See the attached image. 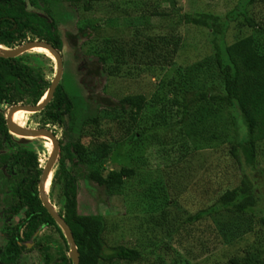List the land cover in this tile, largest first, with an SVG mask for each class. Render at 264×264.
Instances as JSON below:
<instances>
[{
    "label": "rangeland",
    "instance_id": "374dc122",
    "mask_svg": "<svg viewBox=\"0 0 264 264\" xmlns=\"http://www.w3.org/2000/svg\"><path fill=\"white\" fill-rule=\"evenodd\" d=\"M26 3L28 10L53 22L62 39L59 83L71 99L72 109L65 116L66 133L56 129L57 138L73 141L80 133L84 147L101 144L106 156L104 175L122 167L134 170L132 176L124 178L120 191L107 198L102 188L92 183L88 187L75 171L78 214L101 215L106 245L123 244L140 253L134 262L102 264H232L233 257L239 264H257L264 256V230L258 221L264 215V175L245 168L232 156L231 137L208 142L192 139L182 124L184 87L188 89L186 99L192 100L202 80L200 84L211 93L219 91L220 84L217 74L216 80L208 77L213 71V34L207 28L178 21L184 13H213L224 18L239 0H106L93 3L89 11L83 9L81 1ZM245 12L264 25V0L247 5ZM80 28L85 35L71 46L66 34H75ZM253 34L238 16L230 21L223 39L231 44ZM21 55L27 64L53 79L57 63L52 54L33 48ZM193 80L192 87L184 85ZM127 95L143 96L139 113L110 107ZM15 114V125L36 129V116L24 111ZM94 116L99 119L98 127L91 121ZM84 120V129L78 132L77 126ZM23 143L37 153L44 168L52 141L33 136ZM257 167L264 170V144ZM53 170L54 166L46 195L59 210L63 199L58 197V186H50ZM0 171L6 176L0 172L2 248L6 242L3 229L15 224L23 213L11 215L9 206L17 176L2 169L1 163ZM244 173L256 187L254 215L223 213L185 222L188 215L237 186ZM66 251L58 229L47 227L38 232L34 245L27 243L18 264H55Z\"/></svg>",
    "mask_w": 264,
    "mask_h": 264
},
{
    "label": "trees",
    "instance_id": "16d2710c",
    "mask_svg": "<svg viewBox=\"0 0 264 264\" xmlns=\"http://www.w3.org/2000/svg\"><path fill=\"white\" fill-rule=\"evenodd\" d=\"M31 6L41 4L43 0H28ZM82 2L85 11L91 9L95 2L106 0H70ZM261 0H239L238 5L227 12L224 18L213 13H184L179 24H189L207 28L214 36L212 41V70L210 80L215 74L220 86L219 91L209 92L199 82L196 98L186 99L183 89L182 124L185 134L192 139L206 142L220 138H230V152L245 168L264 175L258 169L257 157L264 144V25L254 22L245 12L247 5ZM242 17L243 23L254 31L253 35L243 37L231 44L224 42V34L230 21ZM85 30L67 33L71 46L78 37H84ZM219 35L220 38H217ZM29 41H43L61 53L62 39L53 22L33 10L27 9L26 0H0V46L5 49L17 48ZM103 61L104 58L99 57ZM39 68L30 66L23 55L10 58L0 57V163L2 169L17 182L11 190V215L22 211V217L13 225L4 228L6 243L0 249L2 264H18L27 243H35L38 232L45 227H55L60 232L66 254H62L55 264H73L68 256L67 240L47 210L42 206L38 194V182L43 166L35 151L28 149L24 143L9 133L6 127V115L14 105H35L43 98L50 83ZM191 84L184 82L191 87ZM143 96L127 95L110 107L119 108L122 112L139 113L143 107ZM192 104V105H191ZM109 105V104H108ZM72 109V101L58 83L50 101L42 110L32 114L37 117L36 128H46L56 136V129H64L65 116ZM239 116L241 122H239ZM87 120V119H86ZM83 122L78 127L84 129ZM96 127L97 116L91 118ZM82 133V132H81ZM221 135V136H220ZM217 136V137H216ZM57 137V136H56ZM58 139L59 150L54 164L51 187L58 186V197L63 199L62 207L56 210L69 226L78 252V264H102L115 260L134 262L140 259V253L123 244L108 246L103 240L105 230L104 218L95 213L80 215L77 211V181L75 171L81 175L85 184L102 188L105 196L117 194L123 186L125 177L134 174L132 168L122 167L109 170L105 175L102 169L105 154L101 144L84 147L80 141ZM9 148L8 153L2 150ZM1 172V171H0ZM1 174L6 178L4 171ZM12 177V178H13ZM256 187L249 174L242 176L239 184L223 191L210 205L188 215L185 222L193 223L204 218L215 217L223 213L254 215L256 207ZM96 199V196H94ZM97 200V199H96ZM10 215V216H11ZM264 230V215L258 217ZM232 264H239L237 258L230 259ZM257 264H264V256Z\"/></svg>",
    "mask_w": 264,
    "mask_h": 264
},
{
    "label": "water",
    "instance_id": "95a60500",
    "mask_svg": "<svg viewBox=\"0 0 264 264\" xmlns=\"http://www.w3.org/2000/svg\"><path fill=\"white\" fill-rule=\"evenodd\" d=\"M37 47L43 48L46 51H48L50 54H52L54 56V58L56 59V63H57L56 73H55L53 79L51 80V83H50V86H49L47 92L45 93V95H47V97L43 100L41 99L40 102H38L35 105H14V106H12L8 110L7 115H6V127H7L10 134L20 137L21 143L25 142L27 137H33V136H45L52 141V143H53L52 152H51L50 156L48 157V159L44 165V168L42 170L41 176L39 178L37 190H38L39 199L42 203V206L47 210L49 215L55 220V222L61 228V230H62V232H63V234L67 240V243L69 246V253H68L69 258L71 259L73 264H78V252H77L76 246L74 244V240H73V236H72V233L70 231V228L64 222L63 218H61V216L58 215V213L56 212V210L54 209V207L52 206V204L48 200L47 195H46V189H45L46 182L49 179L51 170H52V168L55 164V161L57 159L58 140L55 137V135L53 134V132L49 129H46V128H40V129L22 128L20 126H16L14 123L11 122V115L15 110L23 109L26 112L34 114V113H37L40 110H42L44 108V106L50 101V99L53 95V92H54L56 86L58 85L60 77H61L62 60H61V55L59 54V52L57 50H55L50 44L43 42V41H29L20 47L12 48V49L3 50L0 48V57L10 58V57H14V56H18L20 54H23L27 50L37 48Z\"/></svg>",
    "mask_w": 264,
    "mask_h": 264
},
{
    "label": "bare ground",
    "instance_id": "6f19581e",
    "mask_svg": "<svg viewBox=\"0 0 264 264\" xmlns=\"http://www.w3.org/2000/svg\"><path fill=\"white\" fill-rule=\"evenodd\" d=\"M37 48H39V49H42V50H45V49H43V48H40V47H37ZM47 97V95H44V97L42 98V100L43 99H45ZM22 111H24V112H26L25 110H23V109H17V110H15L13 113H12V115H11V122L13 123V121H12V118H13V116H14V114L16 115V116H19L20 114H22ZM22 118V117H21ZM17 126V125H16ZM42 137H44L46 140H48L49 142L51 141L49 138H47V137H45V136H42ZM47 183H48V180H47V182H46V186H47ZM46 186H45V189H46Z\"/></svg>",
    "mask_w": 264,
    "mask_h": 264
},
{
    "label": "flooded vegetation",
    "instance_id": "af4514ba",
    "mask_svg": "<svg viewBox=\"0 0 264 264\" xmlns=\"http://www.w3.org/2000/svg\"><path fill=\"white\" fill-rule=\"evenodd\" d=\"M8 130V129H7ZM14 136V135H13ZM16 137V136H15ZM45 228H47V227H45ZM44 229V228H43ZM4 230V229H3ZM42 230V229H41ZM4 235H5V240H6V233L4 232ZM6 243V242H5ZM5 245V244H4ZM4 247V246H3ZM2 247V248H3ZM2 248H0V249H2ZM21 257V256H20ZM0 264H2L1 262H0Z\"/></svg>",
    "mask_w": 264,
    "mask_h": 264
},
{
    "label": "clouds",
    "instance_id": "9594fccd",
    "mask_svg": "<svg viewBox=\"0 0 264 264\" xmlns=\"http://www.w3.org/2000/svg\"><path fill=\"white\" fill-rule=\"evenodd\" d=\"M56 137V136H55ZM57 138V137H56ZM58 140V139H57Z\"/></svg>",
    "mask_w": 264,
    "mask_h": 264
}]
</instances>
